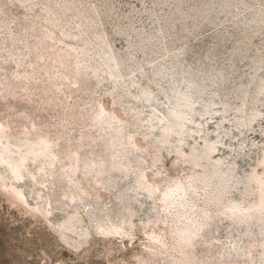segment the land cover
<instances>
[{
  "label": "rangeland",
  "instance_id": "374dc122",
  "mask_svg": "<svg viewBox=\"0 0 264 264\" xmlns=\"http://www.w3.org/2000/svg\"><path fill=\"white\" fill-rule=\"evenodd\" d=\"M1 151L0 264H264V0H0Z\"/></svg>",
  "mask_w": 264,
  "mask_h": 264
},
{
  "label": "bare ground",
  "instance_id": "6f19581e",
  "mask_svg": "<svg viewBox=\"0 0 264 264\" xmlns=\"http://www.w3.org/2000/svg\"><path fill=\"white\" fill-rule=\"evenodd\" d=\"M187 105V104H186ZM189 105V104H188ZM187 105V106H188ZM179 110V109H178ZM180 114V113H179ZM5 152L4 151H1L0 152V160H2V161H6L5 159H4V157H3V154H4ZM25 158L23 157L21 160H20V165H22V161L24 160ZM19 167V166H18ZM18 167H16V168H14V171H17L18 170ZM17 174V173H16ZM18 175V174H17ZM19 195H20V193H18Z\"/></svg>",
  "mask_w": 264,
  "mask_h": 264
}]
</instances>
